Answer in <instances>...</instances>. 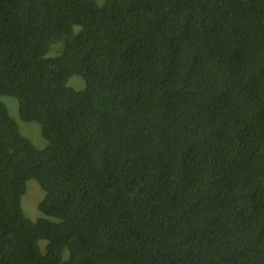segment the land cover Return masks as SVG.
Returning a JSON list of instances; mask_svg holds the SVG:
<instances>
[{"label": "trees", "instance_id": "16d2710c", "mask_svg": "<svg viewBox=\"0 0 264 264\" xmlns=\"http://www.w3.org/2000/svg\"><path fill=\"white\" fill-rule=\"evenodd\" d=\"M0 264H264V0H0Z\"/></svg>", "mask_w": 264, "mask_h": 264}, {"label": "rangeland", "instance_id": "374dc122", "mask_svg": "<svg viewBox=\"0 0 264 264\" xmlns=\"http://www.w3.org/2000/svg\"><path fill=\"white\" fill-rule=\"evenodd\" d=\"M69 84L75 88H82L85 85V80L83 77L79 75H74L69 80ZM1 99H4V102L8 106L10 113L18 121L21 133L26 137H28L38 149L45 148L47 146V141L42 134L40 124L36 121L25 122L21 119L19 114L18 99L9 96H2ZM9 104L14 108V110L10 108ZM27 186H28V190L21 199V205L25 214L30 219L36 220L39 217L45 216L43 213H41L38 207L39 203L45 197V191L41 186V184L34 178L30 179L27 182ZM41 242L47 243L46 240H42ZM67 256H68V250H66L64 253V259H66Z\"/></svg>", "mask_w": 264, "mask_h": 264}, {"label": "clouds", "instance_id": "9594fccd", "mask_svg": "<svg viewBox=\"0 0 264 264\" xmlns=\"http://www.w3.org/2000/svg\"><path fill=\"white\" fill-rule=\"evenodd\" d=\"M60 49H61V47H60ZM25 194H26V193H25ZM21 199H22V198H21ZM40 203H41V202H40ZM40 203H39V204H40ZM21 206H22V205H21ZM38 207H39V206H38ZM39 210H40V209H39Z\"/></svg>", "mask_w": 264, "mask_h": 264}]
</instances>
